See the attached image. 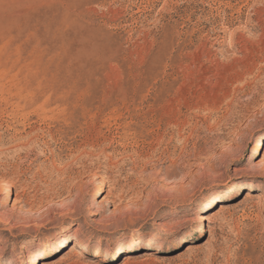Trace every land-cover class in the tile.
Returning <instances> with one entry per match:
<instances>
[{"label": "rangeland", "instance_id": "obj_1", "mask_svg": "<svg viewBox=\"0 0 264 264\" xmlns=\"http://www.w3.org/2000/svg\"><path fill=\"white\" fill-rule=\"evenodd\" d=\"M0 264H264V0H0Z\"/></svg>", "mask_w": 264, "mask_h": 264}, {"label": "bare ground", "instance_id": "obj_2", "mask_svg": "<svg viewBox=\"0 0 264 264\" xmlns=\"http://www.w3.org/2000/svg\"><path fill=\"white\" fill-rule=\"evenodd\" d=\"M258 148H254L253 149V152L252 154H257L258 153ZM130 239H132V237H130ZM107 245H108V242H107ZM106 251V249L104 248H101V246L99 245H94V246H81V245H77V244H73L71 245V248H70V252L73 254V255H78V256H84V255H88L91 256V257H96L98 256L100 253Z\"/></svg>", "mask_w": 264, "mask_h": 264}]
</instances>
